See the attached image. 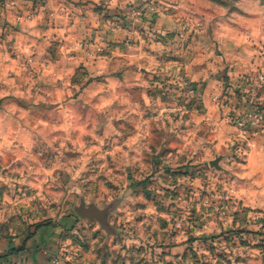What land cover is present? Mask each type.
<instances>
[{
  "label": "rangeland",
  "instance_id": "374dc122",
  "mask_svg": "<svg viewBox=\"0 0 264 264\" xmlns=\"http://www.w3.org/2000/svg\"><path fill=\"white\" fill-rule=\"evenodd\" d=\"M241 1L104 0L103 24L137 26L138 38L107 42L101 27L65 66L53 41L21 70L0 72V241L27 242L54 227L55 264H264V171L244 179V166L224 168V156L197 149L193 137L186 154L167 137L201 113L205 93L190 77L167 76V15L222 18L239 13ZM132 46L139 53L129 58ZM108 55L111 74L101 68ZM257 113L262 121L243 132L237 120ZM263 121L259 109L231 116L238 152ZM218 157L221 169L211 166Z\"/></svg>",
  "mask_w": 264,
  "mask_h": 264
},
{
  "label": "crops",
  "instance_id": "0c3cea01",
  "mask_svg": "<svg viewBox=\"0 0 264 264\" xmlns=\"http://www.w3.org/2000/svg\"><path fill=\"white\" fill-rule=\"evenodd\" d=\"M100 7H106L104 0H0V72L11 75L21 70L24 58L32 54L41 58L53 41L61 43L59 55L65 66L67 60L72 59V51L78 49L77 44L99 37L101 27L104 28L102 37L115 44L121 43L128 34L134 38L140 36L137 26H131L127 33L121 29L113 31L103 24ZM197 18L200 20L194 22L167 15V54L170 57L167 76L190 77L197 86H205L201 113L193 121L180 120L183 130H170L167 137L183 142L184 149L180 147L177 151L180 154H186L187 141L193 137L191 140L197 149L206 148L224 156L221 165L226 169L225 162L244 166V179H252L255 173L264 171V121L251 127L248 136L242 139L245 147L238 152L235 143L241 138L230 118L240 112L264 110V87L257 90L252 85L255 76L264 73V0H242L240 12L227 17ZM150 27L146 36L155 31ZM174 37L181 44L176 46ZM121 48L124 47L121 45ZM126 48L131 53L129 58L139 53L135 46ZM110 60L108 55L101 62L105 74H111L107 70ZM127 71L119 76L123 78ZM117 82L119 84L121 79ZM217 98H222V103L217 104ZM168 123L175 122L167 115ZM189 128L195 129L194 136H188ZM233 154L239 155L242 163L230 158ZM59 236L57 228L45 227L27 242L0 241V264H55L54 258L60 250ZM21 245L24 249L17 252ZM10 249L13 252L9 253Z\"/></svg>",
  "mask_w": 264,
  "mask_h": 264
},
{
  "label": "built area",
  "instance_id": "2783aa9c",
  "mask_svg": "<svg viewBox=\"0 0 264 264\" xmlns=\"http://www.w3.org/2000/svg\"><path fill=\"white\" fill-rule=\"evenodd\" d=\"M261 84H264V75H259L258 79H257V82L255 83V86H253V89H257V85ZM259 86V87H261ZM217 103H221L220 100L217 98ZM262 121V115L261 113H257L255 114L254 116H251V117H248V118H245V117H241L237 120V125L241 128V130L243 132H247V128L249 126V124H258ZM2 264H6L5 262L2 263Z\"/></svg>",
  "mask_w": 264,
  "mask_h": 264
},
{
  "label": "water",
  "instance_id": "95a60500",
  "mask_svg": "<svg viewBox=\"0 0 264 264\" xmlns=\"http://www.w3.org/2000/svg\"><path fill=\"white\" fill-rule=\"evenodd\" d=\"M2 102L3 100H0V106L2 105ZM221 157H218L216 160L212 161L211 162V166L217 168V169H221V166H220V161H221ZM93 209L92 208H85V207H80L78 209V212L83 216V217H90L92 216L93 214Z\"/></svg>",
  "mask_w": 264,
  "mask_h": 264
},
{
  "label": "trees",
  "instance_id": "16d2710c",
  "mask_svg": "<svg viewBox=\"0 0 264 264\" xmlns=\"http://www.w3.org/2000/svg\"><path fill=\"white\" fill-rule=\"evenodd\" d=\"M1 257V256H0Z\"/></svg>",
  "mask_w": 264,
  "mask_h": 264
}]
</instances>
